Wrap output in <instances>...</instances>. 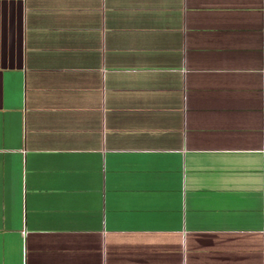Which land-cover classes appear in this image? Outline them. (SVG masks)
<instances>
[{"label": "crops", "instance_id": "obj_1", "mask_svg": "<svg viewBox=\"0 0 264 264\" xmlns=\"http://www.w3.org/2000/svg\"><path fill=\"white\" fill-rule=\"evenodd\" d=\"M0 264H264V0H0Z\"/></svg>", "mask_w": 264, "mask_h": 264}]
</instances>
